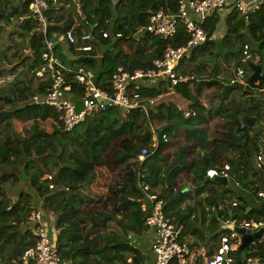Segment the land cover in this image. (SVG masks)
<instances>
[{
	"label": "trees",
	"instance_id": "16d2710c",
	"mask_svg": "<svg viewBox=\"0 0 264 264\" xmlns=\"http://www.w3.org/2000/svg\"><path fill=\"white\" fill-rule=\"evenodd\" d=\"M233 2L204 20L208 40L179 67L180 73L194 76L177 85L176 92L190 101L185 109L195 115L186 117L185 109L165 100L168 83L161 80L139 90V101L156 100L149 116L140 108L113 106L67 131L54 107L34 100L46 93L52 77L47 71L38 75L45 68L42 54L47 46L31 17L30 1L0 0V19L6 25L15 21L27 39L18 44L6 33V25H0V264H25L22 256L36 241L37 224L31 214L37 210L45 221L48 214L54 217L61 264H147V254L133 242L150 228L143 208L145 194L137 182L143 147L155 154L144 161L142 176L165 201V214L182 227L184 242L185 229L195 225L194 208L187 203L204 193H209L208 201L228 207L226 218L262 219V201L254 203L257 193L252 188L264 190V167L253 166L251 160L255 157L257 162L264 146V100L255 95L264 89V3L246 17ZM177 7L178 0H123L117 8L114 0H60L47 11L51 23L47 37L58 42L54 50L65 64L69 57L59 40L68 30L78 37L75 45L92 43L94 50L88 52L70 45L73 65L94 71L98 82L107 85L119 67L129 71L151 67L169 46L188 41L184 25L171 39L139 32L153 12H175ZM90 32L96 42L79 38ZM25 44L28 54L18 49ZM245 44L251 53L248 63L242 62ZM253 65H260L262 73L254 75ZM239 68L245 78L233 82ZM69 79L81 94L74 75ZM245 116L255 119L254 126L243 121ZM216 118L221 127L206 128ZM18 121L25 127L19 129ZM150 124L159 132L157 148L152 146ZM226 163L231 165L227 185L208 179L210 168ZM99 168L109 177L104 191L96 193L92 185ZM21 183L30 189L20 188L15 195L9 187ZM219 195L221 201L216 199ZM218 213L220 218L214 213L213 223L220 221L222 212ZM254 241L256 246L246 249L242 264L252 258L263 259L264 264V235ZM234 256L236 262L241 259L240 246Z\"/></svg>",
	"mask_w": 264,
	"mask_h": 264
},
{
	"label": "built area",
	"instance_id": "2783aa9c",
	"mask_svg": "<svg viewBox=\"0 0 264 264\" xmlns=\"http://www.w3.org/2000/svg\"><path fill=\"white\" fill-rule=\"evenodd\" d=\"M29 1L31 17L38 26L37 29L43 32L47 46V51L42 54L45 68L40 70L38 75L42 76L47 71L52 77L51 85L47 88L46 93L43 96L36 95L34 100L37 103L54 107L60 113V119L67 131L73 130L87 118L113 106L125 108L127 111L140 108L149 116L150 108L155 105L156 100L139 101V90L147 83L165 80L168 83L166 94H172L176 93L177 85L192 80L194 76L180 73L179 67L183 61L191 58L194 48L208 40V35L202 23L215 10L233 2V0H178V7L175 12H168L164 9L153 12L149 17V23L141 27L139 32L171 39L178 34L179 27L184 25L189 37L188 41L182 46H169L163 56L155 60L151 67L137 68L131 71L119 67L114 71L112 78L106 85L104 81L98 82V77L94 71L81 69L73 64H65L57 56L54 47L58 42L47 37L51 25L47 11L52 3L58 4L60 0ZM262 3H264V0H235L233 2L235 9L246 17L255 12ZM108 35V32L103 31L105 38ZM117 36H121V34H117ZM79 38L83 41H97L92 32L83 34ZM77 40L78 37L74 31L68 30L59 42L64 46L68 45L70 48V45H75ZM75 48L88 52L94 50V45L92 43L81 44L75 45ZM250 55L249 44H245L242 62L248 63ZM73 75L74 81L80 84L81 94L73 88V83L69 79V76L73 77ZM243 78H245V71L243 68H239L233 82H243ZM163 95L160 94L158 98H162ZM184 113L186 117L196 114L191 109H185ZM150 130L154 140L152 146L157 148L160 138H158L159 132L153 124H150ZM162 137L166 140L167 135L163 134ZM154 152L155 150L143 147L138 154L139 173L137 182L145 194L143 208L147 210L146 225L156 232L152 243L156 262L157 264H197L188 243L181 240L182 227L173 223L165 214V201L159 197L158 192L149 183L145 182L142 176V165L147 157L155 154ZM257 162L259 167H264L263 152L258 154ZM230 170L231 165L226 163L220 168H210L207 171V176L209 179L219 177L230 179ZM47 177L52 179L51 175L47 174ZM50 187L53 188V185L51 184ZM257 194L259 197L264 198V191H257ZM147 203L151 204L150 214L148 213ZM31 220L37 224L36 241L22 256L25 264H61L57 240L45 224L42 211H33ZM229 222L233 227L264 228L262 220H243L239 222L237 219H230ZM241 242L242 237L234 229H231L228 234L221 236L220 244L204 264H236L234 255ZM251 244L256 246L257 243L253 240ZM254 262H258V259Z\"/></svg>",
	"mask_w": 264,
	"mask_h": 264
},
{
	"label": "crops",
	"instance_id": "0c3cea01",
	"mask_svg": "<svg viewBox=\"0 0 264 264\" xmlns=\"http://www.w3.org/2000/svg\"><path fill=\"white\" fill-rule=\"evenodd\" d=\"M66 52L68 53V56L69 54L72 55L69 50ZM258 92H256L255 95L263 98L264 100V89L261 88ZM213 122H219V118H216L209 124ZM208 125H206V128L210 130L215 129L209 128ZM218 127H221V125ZM262 152L264 153V146ZM251 161H253V166H256L257 168L261 169V167L258 166L255 157H253ZM256 190L257 186H254L252 188L253 193H257ZM207 196H209V193H204L202 196L195 198L194 200L189 201L187 203L190 204L192 208H194L193 218L195 219V225L193 227H187L185 229L184 240L188 243L189 247L191 248L193 258L198 264H204L207 259L213 255L215 248L220 244L221 236L226 235L229 233V231H231V228L227 225L231 217L226 218L225 215V209H227L228 207L223 204L217 206L214 200L208 201L206 198ZM253 198L255 199V204L261 201L264 202V198L259 197L258 194L253 196ZM216 199L218 201H221V196L219 195ZM228 205L229 209L231 210L232 207L230 206V204ZM219 211L222 212L221 219L220 221L213 223L212 216L214 213H216V217L220 218V215L218 213ZM231 213L232 212H230V214ZM44 222L47 227L52 230V236L57 240V230L55 229L54 217L52 218L51 222H49L47 219L46 221L44 220ZM194 229L196 230L194 231ZM155 236V230L153 228H148L142 236L133 237V242H135L138 247H141V249H143V251L147 254V264H157L155 254L152 250V243L155 239ZM256 259H258V262H254ZM259 260L260 258H252L249 260V263L251 262L250 264H263V259L260 261Z\"/></svg>",
	"mask_w": 264,
	"mask_h": 264
},
{
	"label": "rangeland",
	"instance_id": "374dc122",
	"mask_svg": "<svg viewBox=\"0 0 264 264\" xmlns=\"http://www.w3.org/2000/svg\"><path fill=\"white\" fill-rule=\"evenodd\" d=\"M13 20V19H12ZM0 25L2 26H5L6 25V22H3L1 19H0ZM6 33L7 34H13V40H16V42L19 44V43H26L27 42V39L24 35V31L18 27L16 25V22L15 21H12L11 24L9 25H6ZM222 36L223 35V31H219V34L218 36ZM219 36V37H220ZM26 39V40H25ZM10 44H13L12 43H8V45ZM25 46H28V45H24ZM18 48L20 50H23V53L25 54H28L29 53V47H25V48ZM2 48L1 46V43H0V49ZM251 54V53H250ZM1 66V65H0ZM9 67V66H8ZM1 68V67H0ZM259 93V92H258ZM166 101L168 102H171V103H174L175 105H178L179 107L185 109V108H189L190 106V101L188 99H186L185 97L182 96L181 93L179 92H176V93H172V94H166V96L164 97ZM25 122L23 121H18L17 122V127L19 129H22L25 127ZM220 121L219 122H213L211 124L208 125L209 128H217L218 126H220ZM219 128V127H218ZM158 138H159V134H158ZM98 172H99V176H98V179H97V182L92 185V189L96 192V193H101L104 191L105 189V184H106V181L109 177L108 175V172L103 168V169H98ZM229 187H233V183L230 181V184H229ZM14 193L15 195H17V191L20 189V188H24V189H30L29 186L26 184V183H21L20 185L16 186V187H9ZM53 216L51 214H48L47 215V220H52ZM50 222V221H49Z\"/></svg>",
	"mask_w": 264,
	"mask_h": 264
},
{
	"label": "water",
	"instance_id": "95a60500",
	"mask_svg": "<svg viewBox=\"0 0 264 264\" xmlns=\"http://www.w3.org/2000/svg\"><path fill=\"white\" fill-rule=\"evenodd\" d=\"M121 1H123V0H114L116 8L118 6V3L121 2ZM65 49H66V51H68L69 46L66 45ZM68 57H69L68 64L72 65L74 57L72 55H70V54H69ZM252 67H253V69L255 71L254 75L262 73V67L260 65H253ZM122 109L125 110V108H122ZM243 120L248 125L254 126V123H255V119L254 118L249 117V116H245L243 118ZM244 159H245V161H247V156H245ZM215 180H217L218 182H220L222 184H225V185H227L229 183L228 178H225V177H219V178H216ZM167 183H168L169 186H172L171 174L167 175ZM171 194H172L171 195L172 198H171L170 201H173L174 200V197H173L174 192H173V190H172ZM147 207H148V213L150 214L151 213V204L148 203ZM260 212L262 213V221L264 222V202H262L261 205H260ZM227 225L231 229H234L235 232H237V234H239L242 237V242L240 244V249L242 250V256H241V259L237 262V264H242V262L244 260V257H245V254H246V249L251 245V243L253 242L254 239L260 238V237H262L264 235V228L257 229V228L233 227V225L230 222H228ZM116 263H118V262L116 261Z\"/></svg>",
	"mask_w": 264,
	"mask_h": 264
}]
</instances>
